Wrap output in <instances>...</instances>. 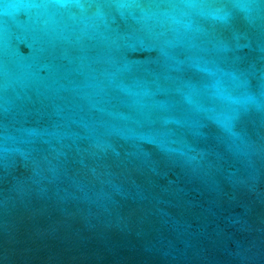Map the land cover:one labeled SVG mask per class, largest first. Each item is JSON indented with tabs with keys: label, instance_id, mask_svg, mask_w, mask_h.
Returning a JSON list of instances; mask_svg holds the SVG:
<instances>
[{
	"label": "water",
	"instance_id": "water-1",
	"mask_svg": "<svg viewBox=\"0 0 264 264\" xmlns=\"http://www.w3.org/2000/svg\"><path fill=\"white\" fill-rule=\"evenodd\" d=\"M0 264H264V0H0Z\"/></svg>",
	"mask_w": 264,
	"mask_h": 264
}]
</instances>
